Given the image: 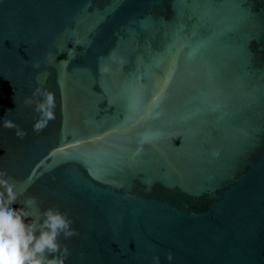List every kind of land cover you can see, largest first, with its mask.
I'll list each match as a JSON object with an SVG mask.
<instances>
[{
    "label": "water",
    "instance_id": "obj_1",
    "mask_svg": "<svg viewBox=\"0 0 264 264\" xmlns=\"http://www.w3.org/2000/svg\"><path fill=\"white\" fill-rule=\"evenodd\" d=\"M0 178L64 264H264V0H0Z\"/></svg>",
    "mask_w": 264,
    "mask_h": 264
},
{
    "label": "clouds",
    "instance_id": "obj_2",
    "mask_svg": "<svg viewBox=\"0 0 264 264\" xmlns=\"http://www.w3.org/2000/svg\"><path fill=\"white\" fill-rule=\"evenodd\" d=\"M100 71L108 72L110 68L102 65ZM4 127L18 129L10 121H5ZM20 134L18 129L17 135ZM19 195L15 181L0 178V264H64L63 259L50 258L49 253L59 250L61 234L65 237L75 234L70 219L58 209L48 208L43 212V220L38 221L28 212L37 203L36 198L25 200L23 208H14ZM167 259L171 264L174 257L169 253ZM153 262L159 264V257L154 256Z\"/></svg>",
    "mask_w": 264,
    "mask_h": 264
},
{
    "label": "snow or ice",
    "instance_id": "obj_3",
    "mask_svg": "<svg viewBox=\"0 0 264 264\" xmlns=\"http://www.w3.org/2000/svg\"><path fill=\"white\" fill-rule=\"evenodd\" d=\"M159 98H160L159 96L156 97L157 100H159Z\"/></svg>",
    "mask_w": 264,
    "mask_h": 264
}]
</instances>
